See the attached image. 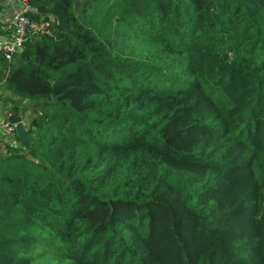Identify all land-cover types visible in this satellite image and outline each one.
I'll use <instances>...</instances> for the list:
<instances>
[{
    "label": "trees",
    "instance_id": "obj_1",
    "mask_svg": "<svg viewBox=\"0 0 264 264\" xmlns=\"http://www.w3.org/2000/svg\"><path fill=\"white\" fill-rule=\"evenodd\" d=\"M28 2L0 264H264V0Z\"/></svg>",
    "mask_w": 264,
    "mask_h": 264
},
{
    "label": "built area",
    "instance_id": "obj_2",
    "mask_svg": "<svg viewBox=\"0 0 264 264\" xmlns=\"http://www.w3.org/2000/svg\"><path fill=\"white\" fill-rule=\"evenodd\" d=\"M20 8L15 16L5 27L8 33L0 36V51L6 60H11L15 55L21 53L26 44L34 38H40L50 33L48 21L37 19L38 9L33 7L28 0H19ZM25 125V121L23 120ZM0 131L5 134L16 133L15 124L0 120Z\"/></svg>",
    "mask_w": 264,
    "mask_h": 264
},
{
    "label": "crops",
    "instance_id": "obj_3",
    "mask_svg": "<svg viewBox=\"0 0 264 264\" xmlns=\"http://www.w3.org/2000/svg\"><path fill=\"white\" fill-rule=\"evenodd\" d=\"M20 8L19 0H0V20L7 24L15 16L16 12ZM10 114L0 104V120H5ZM12 135L5 134L0 131V137H3L7 141ZM7 139V140H6Z\"/></svg>",
    "mask_w": 264,
    "mask_h": 264
},
{
    "label": "water",
    "instance_id": "obj_4",
    "mask_svg": "<svg viewBox=\"0 0 264 264\" xmlns=\"http://www.w3.org/2000/svg\"><path fill=\"white\" fill-rule=\"evenodd\" d=\"M8 121L11 124H15L16 127V134L18 135V137L20 139H22L23 141H29L30 137L27 134V130L25 125L23 124V120L22 117L20 116H16L14 114H10L8 116ZM7 140V139H6Z\"/></svg>",
    "mask_w": 264,
    "mask_h": 264
},
{
    "label": "rangeland",
    "instance_id": "obj_5",
    "mask_svg": "<svg viewBox=\"0 0 264 264\" xmlns=\"http://www.w3.org/2000/svg\"><path fill=\"white\" fill-rule=\"evenodd\" d=\"M23 120V119H22Z\"/></svg>",
    "mask_w": 264,
    "mask_h": 264
}]
</instances>
